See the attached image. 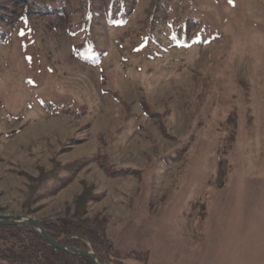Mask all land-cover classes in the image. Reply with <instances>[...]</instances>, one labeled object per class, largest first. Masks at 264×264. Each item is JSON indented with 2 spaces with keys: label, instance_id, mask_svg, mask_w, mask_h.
I'll return each instance as SVG.
<instances>
[{
  "label": "rangeland",
  "instance_id": "1",
  "mask_svg": "<svg viewBox=\"0 0 264 264\" xmlns=\"http://www.w3.org/2000/svg\"><path fill=\"white\" fill-rule=\"evenodd\" d=\"M160 3L0 46V216L70 218L88 190L81 217L122 264H264V0Z\"/></svg>",
  "mask_w": 264,
  "mask_h": 264
},
{
  "label": "trees",
  "instance_id": "2",
  "mask_svg": "<svg viewBox=\"0 0 264 264\" xmlns=\"http://www.w3.org/2000/svg\"><path fill=\"white\" fill-rule=\"evenodd\" d=\"M140 1L0 0V46L10 39L19 26L32 23H40L50 32L70 33L76 31L78 23L89 27L95 18H101L111 25L126 24ZM161 1L155 0V8H162ZM158 17V13L149 15L146 24L149 34L154 33V27L157 24H163L156 19ZM195 24L186 23L187 29L182 31V34L191 35L192 26ZM179 33L180 30L177 28L175 37H178ZM147 40H149L148 37L144 40V45ZM71 57L87 66H93L98 59L97 53L91 52L87 47L80 48L78 43L74 45ZM41 108L47 114H56V108L49 101L42 102ZM74 174L71 172L64 180L55 179L38 198L54 195L73 179ZM109 174L125 176L128 173L127 170L116 169L111 170ZM88 192L85 190L75 198L77 214L70 218L41 220L39 223L59 245L92 251L100 264H122L113 256L115 252L112 244L103 236V233L90 228L88 220L81 217L84 214L81 209L83 210L89 198L86 196ZM0 264H95V262L87 256L72 254L52 246L41 233L30 226L0 224Z\"/></svg>",
  "mask_w": 264,
  "mask_h": 264
},
{
  "label": "water",
  "instance_id": "3",
  "mask_svg": "<svg viewBox=\"0 0 264 264\" xmlns=\"http://www.w3.org/2000/svg\"><path fill=\"white\" fill-rule=\"evenodd\" d=\"M0 224H6V225H27L32 228H34L36 231L41 233V235L50 243L52 246L65 250L67 252H70L72 254H81L84 256H87L95 262V264H100L97 261V258L94 256L92 251H86V250H79L75 248H67L65 246L59 245L51 236L48 235V233L45 231V229L42 227V225L39 223L37 219H34L30 216H7L3 215L0 216Z\"/></svg>",
  "mask_w": 264,
  "mask_h": 264
},
{
  "label": "snow or ice",
  "instance_id": "4",
  "mask_svg": "<svg viewBox=\"0 0 264 264\" xmlns=\"http://www.w3.org/2000/svg\"><path fill=\"white\" fill-rule=\"evenodd\" d=\"M20 34H21V36H23V35H24V33H23V32H21Z\"/></svg>",
  "mask_w": 264,
  "mask_h": 264
}]
</instances>
